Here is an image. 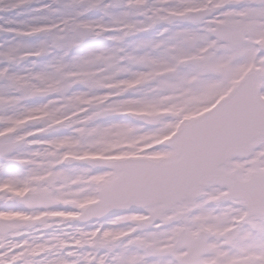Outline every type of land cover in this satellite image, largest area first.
<instances>
[{
  "label": "snow or ice",
  "instance_id": "1",
  "mask_svg": "<svg viewBox=\"0 0 264 264\" xmlns=\"http://www.w3.org/2000/svg\"><path fill=\"white\" fill-rule=\"evenodd\" d=\"M0 264H264V0H0Z\"/></svg>",
  "mask_w": 264,
  "mask_h": 264
}]
</instances>
